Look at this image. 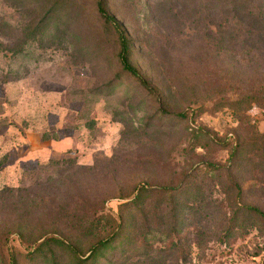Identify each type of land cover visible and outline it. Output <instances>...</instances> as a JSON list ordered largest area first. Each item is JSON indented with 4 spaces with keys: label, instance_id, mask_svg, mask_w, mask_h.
Masks as SVG:
<instances>
[{
    "label": "rangeland",
    "instance_id": "rangeland-1",
    "mask_svg": "<svg viewBox=\"0 0 264 264\" xmlns=\"http://www.w3.org/2000/svg\"><path fill=\"white\" fill-rule=\"evenodd\" d=\"M97 1L0 0V264H70L38 245L85 254L121 212L115 264H264V0H107L149 87Z\"/></svg>",
    "mask_w": 264,
    "mask_h": 264
},
{
    "label": "trees",
    "instance_id": "trees-1",
    "mask_svg": "<svg viewBox=\"0 0 264 264\" xmlns=\"http://www.w3.org/2000/svg\"><path fill=\"white\" fill-rule=\"evenodd\" d=\"M235 2L241 1V0H234ZM97 9L99 14L102 16L104 21L112 26L117 30L118 32V40L120 44V51L118 54L119 62L122 66V71L126 74L135 76L146 85V87H149V84L147 83L145 77L141 76L140 71L138 67L134 64L133 61V54H134V44L133 40L130 37L128 31L124 28L123 24L117 20L108 9V2L107 0H98L97 1ZM260 18L261 19V11H259ZM112 83L110 82L108 86H111ZM254 100H258V98L246 95L245 97L238 100L239 103H246L251 104ZM164 113H168L167 110H163ZM180 118L187 117V112H179L176 114ZM44 138H56V136H51L48 132H45L43 134ZM243 143L238 141L236 143V146H234L230 158L231 160H235L237 156H239L240 152L242 151ZM240 192L241 187H239ZM151 188L146 186H139L137 188V193L135 196L125 202L124 204H121V208L124 206H131L134 210L137 211H143L144 205L146 203V200L150 196ZM249 210L254 211L260 216H264V212L259 209L258 207H248ZM136 213V212H135ZM117 220V226L113 230L112 233H110L108 236H106L104 239L97 240L92 246L88 249V251L85 254H79L77 252V248L74 244L67 243L63 240H59L58 238L52 237L47 238L43 242H41L38 245L39 252L46 253V249H49L52 246V243L55 242L56 245L66 248L69 250V252L72 254V261L70 264H115V256L117 253L124 254L126 250L132 246L134 243L133 237L131 236L130 232L127 231L128 225L130 223V219L134 218V214H128L125 216L124 214L119 213L115 216ZM130 217V218H129ZM12 264H20L18 261L14 258L12 261ZM50 264H61L57 261V259H53Z\"/></svg>",
    "mask_w": 264,
    "mask_h": 264
}]
</instances>
